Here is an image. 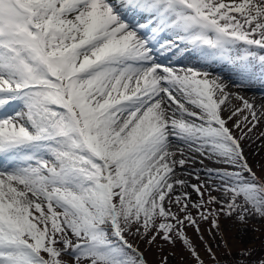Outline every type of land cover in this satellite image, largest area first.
Segmentation results:
<instances>
[{
    "label": "snow or ice",
    "instance_id": "1",
    "mask_svg": "<svg viewBox=\"0 0 264 264\" xmlns=\"http://www.w3.org/2000/svg\"><path fill=\"white\" fill-rule=\"evenodd\" d=\"M253 88L264 0H0V264H264Z\"/></svg>",
    "mask_w": 264,
    "mask_h": 264
},
{
    "label": "rangeland",
    "instance_id": "2",
    "mask_svg": "<svg viewBox=\"0 0 264 264\" xmlns=\"http://www.w3.org/2000/svg\"><path fill=\"white\" fill-rule=\"evenodd\" d=\"M233 90L235 91L236 89H233ZM253 90L254 89L250 90V92H253ZM259 92H261V91L259 90ZM263 98H264V96H263ZM261 131H264V122L263 121H262L261 125L256 129V134H259V132H261ZM245 143L247 144L248 142L246 141ZM256 147H257V145L253 144L251 148L246 149L247 153L249 155L250 163H252L254 169L259 168V166L261 164H264V148H260L258 155H253L252 150L255 149ZM254 224L260 230L258 232H252L250 230L248 235L245 237V240L250 241L254 237H259V239L255 240L256 246L259 247L261 240H264V226H262L260 224V222H258V221H254ZM189 234L194 235L191 230H189ZM234 236H236L235 233L230 234V239H232V237H234ZM141 248L146 249L147 246L144 244H141ZM167 251H176V253H177L174 258H170V264H190L189 261L181 259V254H180L179 248L173 250L169 247V248H166V252ZM146 255H147L149 261L151 262V264H159V260H158L159 253L157 252V249L155 247H153L151 250H147Z\"/></svg>",
    "mask_w": 264,
    "mask_h": 264
},
{
    "label": "bare ground",
    "instance_id": "3",
    "mask_svg": "<svg viewBox=\"0 0 264 264\" xmlns=\"http://www.w3.org/2000/svg\"><path fill=\"white\" fill-rule=\"evenodd\" d=\"M224 78H225V80L229 81L230 87H232L231 81L229 80V77H228V75L226 73H224ZM253 89H254L253 92L246 91V92H242V94L247 96V97H249V98H255L257 104L264 103V98H263L264 91L260 90L261 92H259L258 88H253Z\"/></svg>",
    "mask_w": 264,
    "mask_h": 264
}]
</instances>
